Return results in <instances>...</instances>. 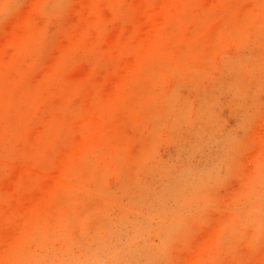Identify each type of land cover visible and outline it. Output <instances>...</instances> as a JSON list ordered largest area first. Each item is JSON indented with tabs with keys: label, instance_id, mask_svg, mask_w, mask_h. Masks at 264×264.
Returning a JSON list of instances; mask_svg holds the SVG:
<instances>
[{
	"label": "rangeland",
	"instance_id": "1",
	"mask_svg": "<svg viewBox=\"0 0 264 264\" xmlns=\"http://www.w3.org/2000/svg\"><path fill=\"white\" fill-rule=\"evenodd\" d=\"M0 264H264V0H0Z\"/></svg>",
	"mask_w": 264,
	"mask_h": 264
}]
</instances>
